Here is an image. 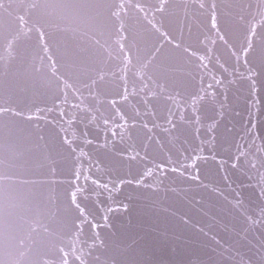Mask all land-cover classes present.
I'll return each instance as SVG.
<instances>
[{"label": "water", "instance_id": "water-1", "mask_svg": "<svg viewBox=\"0 0 264 264\" xmlns=\"http://www.w3.org/2000/svg\"><path fill=\"white\" fill-rule=\"evenodd\" d=\"M0 264H264V0H0Z\"/></svg>", "mask_w": 264, "mask_h": 264}]
</instances>
